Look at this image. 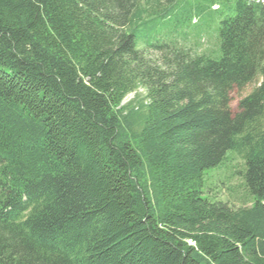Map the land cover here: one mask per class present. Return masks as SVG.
<instances>
[{
    "label": "trees",
    "instance_id": "16d2710c",
    "mask_svg": "<svg viewBox=\"0 0 264 264\" xmlns=\"http://www.w3.org/2000/svg\"><path fill=\"white\" fill-rule=\"evenodd\" d=\"M0 264H264V0H0Z\"/></svg>",
    "mask_w": 264,
    "mask_h": 264
},
{
    "label": "rangeland",
    "instance_id": "374dc122",
    "mask_svg": "<svg viewBox=\"0 0 264 264\" xmlns=\"http://www.w3.org/2000/svg\"><path fill=\"white\" fill-rule=\"evenodd\" d=\"M167 0H162L164 5ZM215 6L214 9H216ZM194 18L193 23L202 26L205 30L200 32L199 36L195 35V30L188 29V36L186 44L192 51L198 52H211L217 46L218 39V29L220 28V17H213V21H210V17L206 18L209 20H204L197 15ZM209 27H208V26ZM217 37V38H216ZM151 55H156L154 50H148ZM259 84V80H255L252 83L248 84L242 89L236 88L232 92V108L236 112L238 110V103L241 98L250 94ZM140 95L136 93H131L127 96L124 101V104H134L139 105L140 100L144 97V91L139 90ZM233 150L227 152L226 158L223 160L222 164L207 170V185L211 188L213 193L219 196V199L229 200L232 203L245 204L251 203L254 201V197L251 192L248 190L245 184L244 171L246 167L244 166L243 158L237 153H233ZM239 171H243V174H240ZM223 200V201H225Z\"/></svg>",
    "mask_w": 264,
    "mask_h": 264
}]
</instances>
